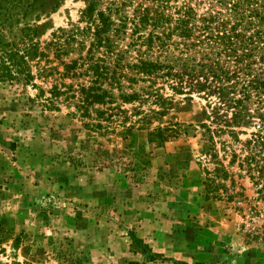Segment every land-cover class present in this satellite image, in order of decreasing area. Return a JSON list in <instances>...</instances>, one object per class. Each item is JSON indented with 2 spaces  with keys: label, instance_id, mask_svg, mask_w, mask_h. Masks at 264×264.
<instances>
[{
  "label": "rangeland",
  "instance_id": "374dc122",
  "mask_svg": "<svg viewBox=\"0 0 264 264\" xmlns=\"http://www.w3.org/2000/svg\"><path fill=\"white\" fill-rule=\"evenodd\" d=\"M83 7H36L38 39L75 22ZM36 94L0 82V264H264V241L245 236L235 204L205 198L204 125L214 124L204 98L176 95L146 127L183 130L159 142L148 128L86 129L64 105L42 108ZM255 130L238 142L222 133L219 155L223 141L239 152ZM240 182L247 198L256 196L247 177ZM131 232L160 256L135 251Z\"/></svg>",
  "mask_w": 264,
  "mask_h": 264
},
{
  "label": "trees",
  "instance_id": "16d2710c",
  "mask_svg": "<svg viewBox=\"0 0 264 264\" xmlns=\"http://www.w3.org/2000/svg\"><path fill=\"white\" fill-rule=\"evenodd\" d=\"M83 1L75 22L40 41L30 13L60 0H0V82L30 85L42 108L64 105L92 131L148 128L176 95L204 98L214 124L204 125L205 198L234 203L245 236L264 241V0ZM251 126L239 152L223 141L219 155L222 133L238 142ZM182 130L158 125L148 136L162 142ZM244 177L256 196L246 197ZM130 236L135 251L160 256Z\"/></svg>",
  "mask_w": 264,
  "mask_h": 264
}]
</instances>
